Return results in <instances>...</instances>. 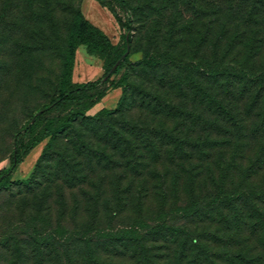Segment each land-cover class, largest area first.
<instances>
[{"label":"rangeland","instance_id":"obj_1","mask_svg":"<svg viewBox=\"0 0 264 264\" xmlns=\"http://www.w3.org/2000/svg\"><path fill=\"white\" fill-rule=\"evenodd\" d=\"M125 1L130 7L144 6L141 34L155 29L160 53L165 49L163 40L172 38L177 43L175 54L189 61L197 53L207 61L217 44L220 53L235 57V65L255 54L253 68L264 69V0ZM251 6L257 12L252 17ZM75 7L121 47L119 24L97 0H0V169L8 165L15 132L55 94ZM114 8L122 17L115 4ZM142 59V50L132 46L128 63L111 79L132 71L129 65ZM173 70L155 69L147 78L137 77L170 85ZM102 74V61L80 45L72 81L95 80ZM127 81L133 85L130 78ZM120 91L109 89L86 114L113 109ZM134 96L127 99L122 115L113 116L141 125H174L164 114L152 115ZM247 108L246 103L244 111ZM244 114L246 135L239 137L230 130L213 134L216 142L202 156L191 152L190 158L175 156L170 162L160 150L154 162L139 142L135 162L118 152H107L109 157L101 161L83 159L85 177L72 187L59 180L51 183L53 176L37 180V174L29 186L0 189V264H142L131 256V246L108 240L128 227H138L140 234L148 232L150 264H180L175 250L181 239L192 249L205 246L245 253L249 264H264V223L257 224L256 216L241 207V215L235 216L228 204L213 205L221 195L264 188V102ZM45 142L24 157L12 181L30 176ZM257 202L264 214V199ZM163 226L165 234L158 232ZM37 234L44 237L41 243ZM85 238L92 239L97 262L89 257ZM217 257L206 263L228 264ZM188 260L181 264H189Z\"/></svg>","mask_w":264,"mask_h":264},{"label":"trees","instance_id":"obj_2","mask_svg":"<svg viewBox=\"0 0 264 264\" xmlns=\"http://www.w3.org/2000/svg\"><path fill=\"white\" fill-rule=\"evenodd\" d=\"M97 1L110 11L119 24L122 30L121 47L113 45L104 32L86 20L79 7L72 8L55 94L36 109L13 135L8 165L0 169V189H7L12 184L29 186L37 174L36 179L45 181L53 176L51 183L59 180L72 187L85 177L83 159L101 161L109 157L107 152H118L121 156L130 155L135 162L139 142L151 154L149 158L154 162L160 150L170 162L175 156L190 158L191 152L202 156L205 148L215 144L216 141L211 138L213 134L230 130L231 134L245 136L241 123L244 112L248 114L259 109L264 102V69L256 70L252 66L256 63L257 55L247 54L240 64L235 65V57L229 58L226 53H220L216 44L207 61L199 58L197 53L186 61L174 53L177 43L172 38L163 40L165 49L160 53L155 29L141 34L144 6L130 7L125 0ZM114 4L120 9L122 17ZM256 13L255 6H251L250 17ZM80 45L85 47L87 54L102 61L101 77L85 82L72 81L75 52ZM132 46L142 50V61L136 65L130 64L132 71H125L117 79H111L128 63ZM127 48L128 53L123 57ZM116 62V67L112 69ZM155 69H175L170 85H154L151 80L143 81L137 77L147 78ZM129 78L133 85H127ZM116 88L121 91L113 109L101 108L93 115L86 114L109 89ZM173 93L176 94L175 98H171ZM132 94L140 106L150 109L152 115L164 114L171 118L174 125H141L114 117L115 114L124 113L125 103ZM246 103L248 108L244 111ZM44 140L46 142L30 176L12 181L11 176L24 157ZM263 199L264 188L221 195L213 205L224 202L231 207L235 216L237 213L241 215L243 209L246 214L255 215L256 223L260 224L264 223V214L257 201ZM164 227L158 228V232L165 234ZM137 228L128 227L118 232L120 236L115 233L110 239H105L108 238L113 245L118 239L125 247L131 246L132 257L142 264H150L148 232L140 234ZM36 240L41 243L44 237L37 234ZM91 240L85 238L83 243L91 260L97 262ZM187 242L186 239L177 242L175 256L180 264L187 257L189 264H204L213 256L228 264L251 262L245 253L217 251L205 246L192 249ZM98 264H103V261Z\"/></svg>","mask_w":264,"mask_h":264},{"label":"water","instance_id":"obj_3","mask_svg":"<svg viewBox=\"0 0 264 264\" xmlns=\"http://www.w3.org/2000/svg\"><path fill=\"white\" fill-rule=\"evenodd\" d=\"M127 52H128V48H127L126 52L123 54V57H124V56L127 54ZM117 63H118V62H117ZM117 63L114 65V67H113V68H115V67H116Z\"/></svg>","mask_w":264,"mask_h":264},{"label":"crops","instance_id":"obj_4","mask_svg":"<svg viewBox=\"0 0 264 264\" xmlns=\"http://www.w3.org/2000/svg\"><path fill=\"white\" fill-rule=\"evenodd\" d=\"M119 94V93H118Z\"/></svg>","mask_w":264,"mask_h":264}]
</instances>
